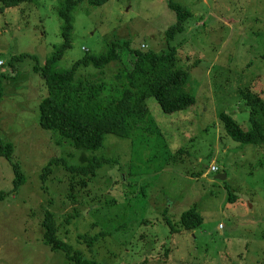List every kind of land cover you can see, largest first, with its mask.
Masks as SVG:
<instances>
[{
	"label": "rangeland",
	"instance_id": "obj_1",
	"mask_svg": "<svg viewBox=\"0 0 264 264\" xmlns=\"http://www.w3.org/2000/svg\"><path fill=\"white\" fill-rule=\"evenodd\" d=\"M175 2L193 16L169 43L166 31L177 17L168 0H108L100 6L83 0L74 11L72 47L57 64L67 69L86 53H105L113 42L158 53L176 47L198 100L174 114H164L155 99L148 101L169 152L184 150L161 171L150 149L142 146L136 155L128 138L107 134L103 146L83 150L85 156L55 130L40 126V103L49 93L34 66L44 65L63 42L58 2H22L6 9L0 2V137L14 144L13 159L26 176L18 191L0 200V264H73L44 243L40 221L46 210L55 214L62 238L103 264H264V143L234 141L219 119L227 111L239 122L247 120L240 87L264 97V0ZM19 55L23 58L11 64ZM121 57L101 75L109 87L118 69L131 68L135 60L126 49ZM97 73L88 68L79 75ZM95 155L118 162L104 165L73 197L70 174L61 165L45 182L41 179L52 158L82 165ZM212 165L220 171L210 172ZM13 178L12 165L0 157V191L12 188ZM194 206L204 216L203 225L192 234L172 233L163 216L178 221ZM71 212L79 217L67 224L65 215ZM147 219L153 222L144 223ZM100 231L110 234L92 249L77 239ZM167 248L172 250L165 258Z\"/></svg>",
	"mask_w": 264,
	"mask_h": 264
},
{
	"label": "trees",
	"instance_id": "obj_2",
	"mask_svg": "<svg viewBox=\"0 0 264 264\" xmlns=\"http://www.w3.org/2000/svg\"><path fill=\"white\" fill-rule=\"evenodd\" d=\"M35 1L37 0H0L3 9L16 7L22 2L33 3ZM82 1L57 0V13L62 20L63 42L44 65L37 62L34 66V71L40 73L49 93L40 103V126L43 129L55 130L61 138L67 139L66 141L71 146L79 148L85 156H87L86 149L95 152L101 148L107 134L128 138L132 142L136 155H141L142 146L149 148L151 155L157 161L158 170L161 171L163 164L166 166L171 158L178 159L176 155L184 150L179 149L176 154L169 152L166 134L162 131L161 124L156 117L157 114L153 113L148 101L155 99L157 107L164 114H174L193 107L198 98L193 87L194 80L191 72L179 64L175 46L170 45L168 52L158 53L153 50L133 48L127 42L121 44L113 42L105 53L100 55L86 53L71 67L58 69L57 64L72 47L74 11ZM107 1L88 0L91 5L96 6L103 5ZM168 5L177 17L176 23L166 31V40L171 43L178 34L185 32L186 22L193 16V13L175 0H168ZM124 49L133 57L135 56V60L131 68L120 67L118 69L115 75L117 80L109 87L101 75L111 64L122 60L121 50ZM22 58L23 55L14 56L11 64L16 59ZM88 68L95 69L98 73L81 77L80 71ZM1 77L2 75L0 79ZM238 90L240 100L245 102L249 110L247 120L239 122L227 111H221L219 119L229 138L245 145L258 146L264 143V97L249 87H240ZM3 96L4 92L0 83V103ZM1 140L0 137V157L7 159L14 171L12 188L8 191H0V200H3L8 194L18 191L25 184L26 176L20 163L13 159L14 144L4 143ZM117 162L118 160L112 157L95 155L86 164L72 165L65 158L55 157L45 166L41 179L45 182L49 174L53 172V167L61 165L70 174L71 185L68 195L73 197L74 191L79 186L84 188L89 186L98 170L104 165ZM145 190H140V195ZM234 199L236 195L229 189V200L234 201ZM78 217V213L71 212L65 215V221L71 224L72 220ZM147 220L143 222L146 224L153 222V220ZM204 220L201 210L195 206L182 212L178 221L163 216L164 223L170 226L172 233L192 234L203 225ZM40 226L43 230L44 243L54 251L64 252L69 262L103 264L96 259L86 258L81 250L61 237L56 216L51 210L44 212ZM106 234L110 233L100 231L94 236L84 233L79 234L77 239L79 238L89 249H92L100 237ZM171 250L172 248L165 249V258Z\"/></svg>",
	"mask_w": 264,
	"mask_h": 264
},
{
	"label": "built area",
	"instance_id": "obj_3",
	"mask_svg": "<svg viewBox=\"0 0 264 264\" xmlns=\"http://www.w3.org/2000/svg\"><path fill=\"white\" fill-rule=\"evenodd\" d=\"M2 63V62H1ZM219 169L216 165H212L210 168V172H217Z\"/></svg>",
	"mask_w": 264,
	"mask_h": 264
},
{
	"label": "water",
	"instance_id": "obj_4",
	"mask_svg": "<svg viewBox=\"0 0 264 264\" xmlns=\"http://www.w3.org/2000/svg\"><path fill=\"white\" fill-rule=\"evenodd\" d=\"M217 178L221 179V180H225L227 178V175L226 174H218Z\"/></svg>",
	"mask_w": 264,
	"mask_h": 264
},
{
	"label": "clouds",
	"instance_id": "obj_5",
	"mask_svg": "<svg viewBox=\"0 0 264 264\" xmlns=\"http://www.w3.org/2000/svg\"><path fill=\"white\" fill-rule=\"evenodd\" d=\"M2 64V63H1Z\"/></svg>",
	"mask_w": 264,
	"mask_h": 264
}]
</instances>
